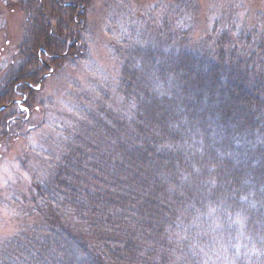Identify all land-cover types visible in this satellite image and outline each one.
<instances>
[{
    "label": "trees",
    "instance_id": "16d2710c",
    "mask_svg": "<svg viewBox=\"0 0 264 264\" xmlns=\"http://www.w3.org/2000/svg\"><path fill=\"white\" fill-rule=\"evenodd\" d=\"M35 1L17 0L42 18L33 74L6 80L0 109L15 96L31 107L37 61L68 60L67 42L89 38L74 17L68 38H51ZM118 2L129 4L108 6ZM197 9L159 1L116 32L121 108L81 95L65 107L73 128L56 119L29 148L33 219L0 242V264H264V14L254 25L246 15L223 29L215 21L194 42Z\"/></svg>",
    "mask_w": 264,
    "mask_h": 264
},
{
    "label": "rangeland",
    "instance_id": "374dc122",
    "mask_svg": "<svg viewBox=\"0 0 264 264\" xmlns=\"http://www.w3.org/2000/svg\"><path fill=\"white\" fill-rule=\"evenodd\" d=\"M159 1L169 3L174 0H128L127 7H123L121 2L116 3V6H108L109 0H90L91 5L76 7L72 0H40L46 18L49 16L52 20L46 19L49 23L47 31L51 35L55 34L50 35L51 38L59 34L68 38L66 25L71 17L85 26L86 30L89 29L90 33L84 43L67 42L66 50L70 53L68 60L58 59L56 64L50 58L37 61L38 67L34 74H41L44 79L38 90L37 101L31 107L26 105L21 96H15L13 103L6 105V109H0V242L22 232L24 225L33 219L28 203L32 178L25 168L30 170L36 155L30 153L29 148L48 140V136L53 134L48 125L53 126L56 119L65 121L69 126L67 128H73L71 116L65 107H71L81 95L95 99L100 94H106L105 105L119 111L121 99L116 84L121 62L119 55L111 52L110 46L118 41L116 32H124L128 25L136 27L139 24V12L142 9L146 12L152 10V6ZM193 1L198 8L192 32L194 42L204 38L206 28H211L215 21L223 29L234 23L233 18L248 16L251 18L249 24L254 25L257 22L252 15L256 12L264 14V0ZM67 7L71 9L70 13L69 10H59ZM62 19L65 20L63 24ZM35 21L40 26L31 21L28 7L24 4L19 6L17 0H0V93L4 94L6 85H9L7 79L32 73L27 55L32 54L38 38L43 35L39 30L43 24L41 16ZM238 21L242 22L241 18ZM176 26L181 27L179 23ZM78 49L81 50L80 54ZM3 80L4 88L1 84ZM101 82L110 84L102 86ZM2 115H5L3 119ZM18 124L20 130L15 129L20 127ZM38 125L39 128L36 127ZM10 132L20 137L8 139ZM65 132L69 135L67 129Z\"/></svg>",
    "mask_w": 264,
    "mask_h": 264
},
{
    "label": "bare ground",
    "instance_id": "6f19581e",
    "mask_svg": "<svg viewBox=\"0 0 264 264\" xmlns=\"http://www.w3.org/2000/svg\"><path fill=\"white\" fill-rule=\"evenodd\" d=\"M44 79V77H42V78H40V80H39V85L36 87V89L35 90H39L40 89V87H41V82H42V80ZM22 101V100H21ZM24 102H27V99H24Z\"/></svg>",
    "mask_w": 264,
    "mask_h": 264
}]
</instances>
